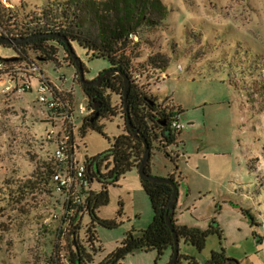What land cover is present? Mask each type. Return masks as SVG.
<instances>
[{
    "label": "rangeland",
    "instance_id": "374dc122",
    "mask_svg": "<svg viewBox=\"0 0 264 264\" xmlns=\"http://www.w3.org/2000/svg\"><path fill=\"white\" fill-rule=\"evenodd\" d=\"M4 1L11 12L0 7V24L23 29L41 10L68 0ZM160 1L170 10L168 19L141 30L127 51L134 84L162 109L173 108L184 126L177 144L167 150L176 153L171 155L175 159L180 154L177 162L154 150L152 176L165 178L168 171L177 183L176 225L206 230L215 222L221 230V238L207 237L201 252L179 240V256L205 264L213 252L223 251L239 264H264V0ZM71 47L86 80L110 69L107 60L93 58L77 43ZM57 48L59 69L52 62L40 63V68L52 80L61 76L55 81L58 89L69 92L75 105L91 110L74 80L75 67L66 64L64 49ZM15 55L12 48L0 46L1 59ZM2 82L0 264H70L74 216L67 214L64 196L36 178L52 156L54 145L46 137L57 123L35 103V91L25 101L24 96L6 99ZM111 102L120 105L119 96L111 94ZM76 124L81 127V120ZM100 124L105 136L77 130L80 160L108 151L123 134L121 114ZM91 188L98 190L99 185L94 182ZM108 193V205L96 216L119 226L110 230L94 224L100 251L93 252L86 237L92 218L84 213L80 219L78 240L92 256L88 264H99L126 233H139L153 220L137 169L108 187ZM242 210L250 211L254 225ZM157 257L156 251L134 252L123 264H168L171 251ZM179 264L188 262L181 258Z\"/></svg>",
    "mask_w": 264,
    "mask_h": 264
},
{
    "label": "trees",
    "instance_id": "16d2710c",
    "mask_svg": "<svg viewBox=\"0 0 264 264\" xmlns=\"http://www.w3.org/2000/svg\"><path fill=\"white\" fill-rule=\"evenodd\" d=\"M2 6L0 5L5 11L11 12L9 8ZM169 15L170 10L160 0H68L57 4L56 7L41 10V14L35 15L30 25L27 24L23 29L16 28L15 24L13 27L0 24L1 28L18 35L16 38H1L16 40L44 34L61 35L69 41L70 45L77 43L93 58L107 60L110 63L109 70L119 71L130 79L131 87L127 101L128 113L134 128L146 139L151 156L152 152L156 150L163 153L171 162L176 163L177 158H172L171 154L167 152V148L177 144V137L182 132H175L171 129L172 118H177V116L174 115L173 108L162 109L153 98L144 94L134 84L131 58L127 56L128 47L132 43L131 35L137 36L143 29L161 26ZM51 43L57 44V46ZM2 47L12 48L16 55L9 59L0 58V61L16 60L21 62L31 59L45 63L52 62L55 64L56 70L59 69L57 67L59 51L57 47H61L64 49L66 64L74 67L65 45L57 39L44 38L17 47ZM29 49L35 54L33 57L29 55L27 51ZM109 70L101 72L99 76ZM123 89V78L116 73L108 74L98 86L82 88L92 114L82 119L81 127L78 128L81 134L84 135L87 130H92L104 135L100 121L115 117L118 114H121L123 119V134L113 139L108 151L88 160L91 161V170L88 173L90 188L95 182L99 185V189L89 192L84 209H80L81 211L79 210L70 219L72 222L70 264L92 262V256L78 240L82 214L88 213L92 218L91 225L86 230V237L93 252L100 251V247L95 246V243H98L94 230L95 223L110 230L118 228L119 223L116 220L99 219L96 216V211L108 205V187L117 186L128 172L138 168L143 158V144L135 140L126 125V113L122 102ZM111 94L119 96L120 105L112 104ZM178 113H181V109ZM95 115L97 118H94ZM150 165L151 157L146 172L152 176ZM51 174L52 169L50 162H48L45 167L36 171V178L43 184L49 183L50 185ZM168 179L175 182L172 176ZM140 184L154 213L151 224L139 233L133 231L126 233L116 249L99 264H123V261L134 252L156 251L157 259H159L169 249L172 257L173 238L166 223V215L168 214L167 205L173 190L166 184L149 183L141 180ZM242 212L254 225V217L250 211L242 210ZM174 217L172 218V225L179 240H183L185 244L194 247L198 252L205 248L207 237L210 234H216L221 238V230L215 222H212L206 230H200L176 225ZM181 258L188 264H198L194 258L182 256H179L177 264L180 263ZM205 264L239 263L226 258L221 251L213 252Z\"/></svg>",
    "mask_w": 264,
    "mask_h": 264
},
{
    "label": "built area",
    "instance_id": "2783aa9c",
    "mask_svg": "<svg viewBox=\"0 0 264 264\" xmlns=\"http://www.w3.org/2000/svg\"><path fill=\"white\" fill-rule=\"evenodd\" d=\"M1 2L6 8L10 7L6 1ZM0 37L16 38L18 35L0 27ZM130 39L135 40L136 36L131 35ZM40 63L45 62L31 59L21 62L0 61V82L3 81L1 94L9 99L14 96L22 97L35 91V103L43 107L50 115V119L57 123V126L51 127L46 137V140L53 142L54 145L49 160L52 169L51 184L55 192L64 196L63 205L67 214L75 216L80 209H84L89 192L92 190L88 178L91 161H88L90 160L88 158L80 160L76 153L79 150L76 142L78 130L76 122L89 117L92 110L82 104L75 105V102L71 101L70 93L61 91L56 85L55 81H61V76L52 80L40 68ZM74 80L79 81L77 70L74 72ZM172 120L173 131L180 132L184 129L178 116ZM167 152L172 156L176 154L173 151ZM179 156L180 154L177 153L176 158Z\"/></svg>",
    "mask_w": 264,
    "mask_h": 264
},
{
    "label": "water",
    "instance_id": "95a60500",
    "mask_svg": "<svg viewBox=\"0 0 264 264\" xmlns=\"http://www.w3.org/2000/svg\"><path fill=\"white\" fill-rule=\"evenodd\" d=\"M44 38L57 39L65 45V48L70 55L71 61H72L75 69L77 70V72L79 74V82H80L82 88H89V87L98 86L101 83V81L108 74H111V73L119 74L123 78L124 89H123V93H122V102H123L124 111L126 113V125L128 127V130L131 132V134L135 138V140L138 142H141L143 144V147H144L143 158H142L141 163L139 164V166L137 168L139 178L143 182L166 184V185L170 186L173 190L171 199L167 205L168 214L166 215V223H167V226L169 227V230H170V232L172 234V238H173L172 257H171L168 264H177V261L179 259V238H178L177 233L174 229V226L172 225V218L175 215V207H176L177 198H178V188H177V185L174 181H171L168 178H156V177L149 175L146 172V167H147V165L150 161V157H151V151H150V147H149L146 139L143 137V135L139 131H137L134 128V126L132 125L131 120H130V116L128 113V102H127L128 101V93H129L130 87H131L130 79L128 78L127 75H124L119 71L109 70L93 81L86 80L84 77V70H83L82 63H81L80 59L75 55L69 41L61 35L44 34V35H37V36L30 37V38L16 39V40H11V39H6V38L0 37V46L17 47V46L27 44V43H30L32 41L38 40V39H44ZM94 118H97V115H95Z\"/></svg>",
    "mask_w": 264,
    "mask_h": 264
},
{
    "label": "crops",
    "instance_id": "0c3cea01",
    "mask_svg": "<svg viewBox=\"0 0 264 264\" xmlns=\"http://www.w3.org/2000/svg\"><path fill=\"white\" fill-rule=\"evenodd\" d=\"M28 94H31V93H28ZM27 95V94H26ZM26 95H24V99H23V101H25V96ZM182 135V133L180 134V136ZM181 141V140H180ZM150 169H151V173H153V170L155 169V165L153 164V163H151V165H150ZM164 173H166L165 175H163L162 177H165V178H168V177H170V176H172L171 175V173H169L168 171H165ZM153 175V174H152ZM157 175H159V174H157Z\"/></svg>",
    "mask_w": 264,
    "mask_h": 264
},
{
    "label": "flooded vegetation",
    "instance_id": "af4514ba",
    "mask_svg": "<svg viewBox=\"0 0 264 264\" xmlns=\"http://www.w3.org/2000/svg\"><path fill=\"white\" fill-rule=\"evenodd\" d=\"M98 77H99V76H98ZM98 77H97V78H98ZM95 79H96V78H95ZM95 79H94V80H95Z\"/></svg>",
    "mask_w": 264,
    "mask_h": 264
}]
</instances>
